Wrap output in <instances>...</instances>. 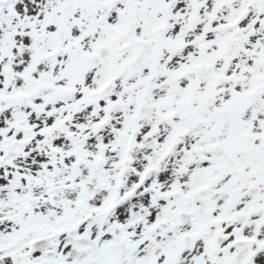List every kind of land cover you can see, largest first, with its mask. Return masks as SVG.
I'll use <instances>...</instances> for the list:
<instances>
[{"label":"snow or ice","instance_id":"1","mask_svg":"<svg viewBox=\"0 0 264 264\" xmlns=\"http://www.w3.org/2000/svg\"><path fill=\"white\" fill-rule=\"evenodd\" d=\"M0 264H264V0H0Z\"/></svg>","mask_w":264,"mask_h":264}]
</instances>
